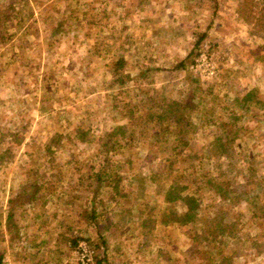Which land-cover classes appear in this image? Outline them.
<instances>
[{
    "label": "rangeland",
    "instance_id": "1",
    "mask_svg": "<svg viewBox=\"0 0 264 264\" xmlns=\"http://www.w3.org/2000/svg\"><path fill=\"white\" fill-rule=\"evenodd\" d=\"M191 98L158 142L145 102ZM8 223L20 263L264 264V0H0L2 257Z\"/></svg>",
    "mask_w": 264,
    "mask_h": 264
},
{
    "label": "trees",
    "instance_id": "2",
    "mask_svg": "<svg viewBox=\"0 0 264 264\" xmlns=\"http://www.w3.org/2000/svg\"><path fill=\"white\" fill-rule=\"evenodd\" d=\"M204 34V33H203ZM202 34V35H203ZM201 36L198 37L196 43H199V41L201 40ZM122 58H119L116 60L114 69H119L123 62H122ZM252 91L247 92L243 97H242V101L240 103H242L243 106H245V103L249 102L250 99H252ZM192 97V96H190ZM191 99H187L186 101H182L179 99H175V100H171V101H165L164 103L161 102H157V101H152L151 99H149V101H146L144 104V109L145 112L143 113L144 115H148L149 116V120L154 121L155 123L158 124L157 126V130L159 132H162L163 135H161L160 139H158V135L159 132L156 134V138L158 140V142H162L164 138H166L165 136H174L176 139L181 140L182 142H185V135L190 131L193 130V125L194 122L192 121V119L190 118L189 110L192 107V102ZM160 107V109H159ZM133 107H129L128 108V114H127V118L128 120L131 119V115H134V110L132 109ZM155 113V114H152ZM127 126V124H126ZM121 127H123V125H118L113 127L112 129L108 130L104 135L106 138L111 139L112 141H115L114 135L115 133H117L116 131L120 130ZM114 138V139H113ZM108 144V141H105ZM106 143H104V145H107ZM105 171H96L95 176H96V180L97 182H100L103 180V174ZM227 186V185H226ZM226 186L223 187V185H220L217 187L216 191L219 194V196H221L222 198L230 199V195L228 194V191L226 189ZM185 186L181 187V189H184ZM180 189V192L176 191V189L174 188V186H170L166 191H164L163 193V199L165 201H172L175 199H181L183 200L184 204H186V206L189 207V211H192L194 214L196 212H198L199 210V204H200V199L199 196L193 195L192 191L191 193H183V191ZM196 189H198V187H196ZM234 193H236V189L232 190ZM196 193V191H195ZM262 210V209H260ZM94 208H92V213L93 214ZM87 212V211H86ZM85 212V213H86ZM87 214V213H86ZM192 214V215H193ZM189 215V214H188ZM207 226V225H206ZM206 226H204V234L205 236H210L209 232L210 229L206 228ZM208 238V237H206ZM78 240L77 237H73L71 238V244L72 243H76ZM101 262V259H98V263Z\"/></svg>",
    "mask_w": 264,
    "mask_h": 264
},
{
    "label": "crops",
    "instance_id": "3",
    "mask_svg": "<svg viewBox=\"0 0 264 264\" xmlns=\"http://www.w3.org/2000/svg\"><path fill=\"white\" fill-rule=\"evenodd\" d=\"M28 197L30 198V201L37 199V195H35V194H30ZM13 214H14V212H12L10 209L9 212L6 214V218L5 219L3 218L2 224L4 227H5L4 223L9 222L8 219L13 217ZM84 214L85 215H83V216L86 217V213H84ZM19 229H20V227H19ZM4 232H5V238L2 239V242L5 244V246L2 250H5V256L2 257V253H0V264H28L29 262H32V260H34L32 258V256H31V260H28L27 258L24 257L25 263H20V260L18 261L15 257H13V259L11 258V259L6 260L7 259L6 255H8L12 252V251L10 252V249L13 245V240H14L13 235H16V233L18 232V229H15L13 231V229L10 226V223H8L6 229H4ZM8 234H9V236H8ZM2 237H4V236L2 235ZM20 237L21 236H18V238H20ZM25 245H27V247H30V244H27L26 242L24 243V246ZM21 246H23V245H21ZM6 251H7V253H6ZM13 253H16V252L13 251ZM2 260L4 261L3 263H1Z\"/></svg>",
    "mask_w": 264,
    "mask_h": 264
},
{
    "label": "built area",
    "instance_id": "4",
    "mask_svg": "<svg viewBox=\"0 0 264 264\" xmlns=\"http://www.w3.org/2000/svg\"><path fill=\"white\" fill-rule=\"evenodd\" d=\"M95 249L85 240H79L77 245L78 264H93Z\"/></svg>",
    "mask_w": 264,
    "mask_h": 264
}]
</instances>
